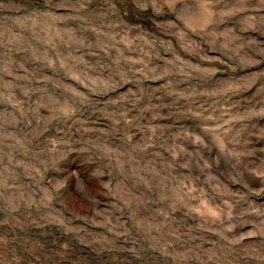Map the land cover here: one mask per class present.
<instances>
[{
  "label": "rangeland",
  "instance_id": "obj_1",
  "mask_svg": "<svg viewBox=\"0 0 264 264\" xmlns=\"http://www.w3.org/2000/svg\"><path fill=\"white\" fill-rule=\"evenodd\" d=\"M0 264H264V0H0Z\"/></svg>",
  "mask_w": 264,
  "mask_h": 264
}]
</instances>
